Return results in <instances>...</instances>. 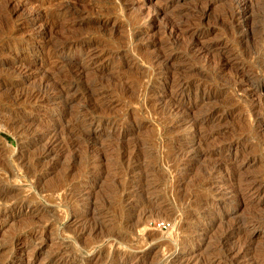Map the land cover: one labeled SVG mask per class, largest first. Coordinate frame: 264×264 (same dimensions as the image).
I'll return each mask as SVG.
<instances>
[{"label":"rangeland","instance_id":"374dc122","mask_svg":"<svg viewBox=\"0 0 264 264\" xmlns=\"http://www.w3.org/2000/svg\"><path fill=\"white\" fill-rule=\"evenodd\" d=\"M68 1L0 0V264H264V0Z\"/></svg>","mask_w":264,"mask_h":264},{"label":"bare ground","instance_id":"6f19581e","mask_svg":"<svg viewBox=\"0 0 264 264\" xmlns=\"http://www.w3.org/2000/svg\"><path fill=\"white\" fill-rule=\"evenodd\" d=\"M68 1V0H67ZM246 1V0H245ZM69 2V1H68ZM244 2V1H243ZM263 3V9H264V1L262 2ZM261 4V3H260ZM69 5V4H68ZM12 6V5H11ZM70 6V5H69ZM8 7V6H7ZM66 7V6H65ZM260 7H262V6H260ZM61 9V8H60ZM60 11V10H59ZM65 11H66V9H65ZM259 11H263V10H260L259 9ZM57 13H59V12H57ZM61 13V12H60ZM58 15V14H57ZM264 16V15H263ZM263 19V18H262ZM261 19V20H262ZM52 21V20H51ZM55 21V20H54ZM56 22V21H55ZM52 23H54V22H52ZM56 23H58V22H56ZM56 23H54V24H56ZM261 23V22H260ZM263 23V22H262ZM58 24H60V23H58ZM58 24H57V26H58ZM54 26V25H53ZM253 26V25H252ZM50 27V26H49ZM177 27V26H176ZM51 28H53V27H51ZM58 29V28H57ZM253 29V28H252ZM180 31V30H179ZM260 31H261V29H260ZM260 31H259V33H260ZM262 31H264V30H262ZM178 32V31H177ZM261 33H263V32H261ZM263 36H264V34H262ZM74 38V37H73ZM65 39V38H64ZM63 40V39H62ZM75 40H76V37H75ZM58 41H59V39H58ZM66 41H68V40H66ZM73 41H74V39H73ZM77 41V40H76ZM78 41H80V40H78ZM32 42V44L33 43H35V42H33V41H31ZM60 42H61V40H60ZM42 43V42H41ZM50 43V42H49ZM71 43V42H70ZM73 44V43H72ZM62 45V44H61ZM71 45V44H70ZM32 46H34V45H32ZM31 46V47H32ZM57 46H59V45H57ZM60 47V46H59ZM62 47H64V44H63V46ZM208 47V46H207ZM66 48V47H65ZM69 48H70V46H69ZM63 49V48H62ZM71 49V48H70ZM59 50V49H58ZM65 50V49H64ZM208 51V50H207ZM60 55V54H59ZM61 56V55H60ZM59 56V57H60ZM90 58H91V61L92 60H94V58H95V56H94V54L93 55H90ZM159 60V59H158ZM59 61H60V59H59ZM229 61V60H228ZM63 62H65V60L63 61ZM49 77H50V75H49ZM97 87V86H96ZM41 93V92H40ZM38 94V93H37ZM36 93L35 94H33V95H37ZM39 96V95H38ZM59 97H61V96H59ZM174 104V103H173ZM179 105V104H178ZM175 106H176V104H175ZM172 107V106H171ZM183 119V118H182ZM75 133H78V132H75ZM223 164V163H222ZM217 165V164H216ZM215 165V166H216ZM226 166V165H225ZM224 166V167H225ZM220 167V166H219ZM227 168V167H226ZM229 169V168H228ZM154 171V170H153ZM152 171V172H153ZM152 186V185H151ZM1 189V188H0ZM5 189V188H4ZM243 189V188H242ZM260 189H261V187H259L258 186V184H256V183H246L245 184V188L243 189L244 190V192H246V193H248V194H258V193H260L259 191H260ZM241 190V189H240ZM12 192V189H10V188H6L5 190H3L2 192H0V196H2V198L3 197H6L8 194H10ZM243 192V193H244ZM238 194V193H237ZM129 198V197H128ZM130 199V198H129ZM186 199H187V197H186ZM130 201V200H129ZM128 202V201H127ZM186 202H188V201H186ZM191 203H192V201H191ZM126 204V203H125ZM186 204V203H185ZM129 205V204H128ZM149 205H151V204H149ZM190 205V204H189ZM124 206H127V205H124ZM146 206V205H145ZM147 206H148V203H147ZM126 208V207H125ZM124 208V209H125ZM151 208V207H150ZM153 208V207H152ZM151 208V209H152ZM155 208V207H154ZM158 208H159V206H158ZM158 208H156V209H158ZM161 208V207H160ZM149 209V208H148ZM151 209H149L148 210V212L151 210ZM163 209H161V211L160 210H158V212L159 213H157V215L158 216H162V215H164V211H162ZM146 211H147V209H146ZM137 212V211H136ZM143 214H145L144 212H143ZM142 214V215H143ZM139 214H138V212H137V216H138ZM149 215H151V214H148L147 216L148 217H150ZM133 215L131 214V217H132ZM147 216H145V217H147ZM134 217V216H133ZM142 217V216H141ZM133 219V218H132ZM134 219H135V217H134ZM142 219V218H141ZM149 219V218H148ZM141 221V220H140ZM142 222V221H141ZM137 223V222H136ZM126 224V223H125ZM134 224V223H133ZM132 224V225H133ZM140 224V223H139ZM129 225V224H128ZM135 227H136V225H135ZM134 227V228H135ZM137 227H138V224H137ZM136 227V228H137ZM182 229V228H181ZM98 230V229H97ZM237 231V230H236ZM235 230H233V233H235L236 232ZM229 232V231H228ZM232 233V234H233ZM234 235V234H233ZM226 236V235H225ZM230 236V235H229ZM227 239V238H226ZM117 252V251H116ZM120 252V251H119ZM237 254H235V256H237V257H242L243 256V253H240V252H236ZM125 254V253H124ZM126 255V254H125ZM186 256H187V259H185L186 258ZM189 256V254H187V255H184V254H176V255H174L172 258L174 259V261H172L173 263L174 262H177L178 264H192V260H191V258H189L188 257ZM235 256H233V257H235ZM121 258V257H120ZM128 259V258H127ZM127 261V260H126ZM110 264V263H109Z\"/></svg>","mask_w":264,"mask_h":264},{"label":"built area","instance_id":"2783aa9c","mask_svg":"<svg viewBox=\"0 0 264 264\" xmlns=\"http://www.w3.org/2000/svg\"><path fill=\"white\" fill-rule=\"evenodd\" d=\"M166 225H167V224H165V223H161V224L159 225V227H161L162 229H166Z\"/></svg>","mask_w":264,"mask_h":264}]
</instances>
